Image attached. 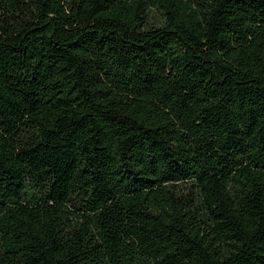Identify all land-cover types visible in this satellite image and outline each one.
Segmentation results:
<instances>
[{"label":"trees","instance_id":"16d2710c","mask_svg":"<svg viewBox=\"0 0 264 264\" xmlns=\"http://www.w3.org/2000/svg\"><path fill=\"white\" fill-rule=\"evenodd\" d=\"M0 264H264V0H0Z\"/></svg>","mask_w":264,"mask_h":264}]
</instances>
